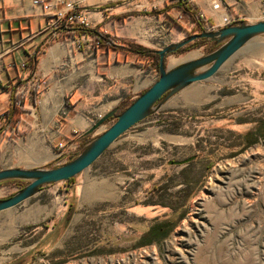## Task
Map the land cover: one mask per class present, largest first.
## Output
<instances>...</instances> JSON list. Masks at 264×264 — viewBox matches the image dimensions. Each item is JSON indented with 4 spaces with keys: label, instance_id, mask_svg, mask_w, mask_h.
<instances>
[{
    "label": "rangeland",
    "instance_id": "1",
    "mask_svg": "<svg viewBox=\"0 0 264 264\" xmlns=\"http://www.w3.org/2000/svg\"><path fill=\"white\" fill-rule=\"evenodd\" d=\"M254 7L259 15L244 17L264 20V1ZM175 19L185 37L202 29L198 16ZM205 54L176 53L166 64ZM262 127L264 38L122 135L73 182L0 213V264H264V137L245 140ZM76 146L75 154L81 139ZM24 185L0 184V199ZM170 218L167 237H146Z\"/></svg>",
    "mask_w": 264,
    "mask_h": 264
},
{
    "label": "crops",
    "instance_id": "2",
    "mask_svg": "<svg viewBox=\"0 0 264 264\" xmlns=\"http://www.w3.org/2000/svg\"><path fill=\"white\" fill-rule=\"evenodd\" d=\"M48 1L53 11L70 12L74 6L89 18L90 28L156 51L182 41L188 32L187 26L175 22L180 13L177 1L156 11L146 8L148 0ZM210 1L192 0L217 26L225 10L214 12ZM252 4L234 2L228 11L254 17L259 12ZM51 16L33 0H0V113L7 115L0 124V170L52 168L68 162V150L97 121L123 102L134 101L158 78L150 61L102 47L90 35L55 30L49 25ZM173 35L179 38H168ZM37 50L42 53L29 76L28 61ZM32 80L37 87L27 94ZM21 95L24 100L18 106L15 99ZM15 105L24 111L16 114L14 127H6Z\"/></svg>",
    "mask_w": 264,
    "mask_h": 264
},
{
    "label": "water",
    "instance_id": "3",
    "mask_svg": "<svg viewBox=\"0 0 264 264\" xmlns=\"http://www.w3.org/2000/svg\"><path fill=\"white\" fill-rule=\"evenodd\" d=\"M260 38H264V20L256 23L241 20L233 26L189 35L178 43L167 45L158 50L159 73L157 80L137 97L122 114L118 115V107L97 121L84 136L92 135L109 120H115L107 130L82 146L70 161L53 168L0 170V184L10 181L26 183L11 197L0 199V213L23 204L47 188L78 178L96 163L122 135L156 114L186 88L215 77L236 54ZM203 39L214 43L217 49L212 53L186 60L174 67H169L166 64L170 55L176 54L196 40ZM183 163L185 162H177L180 165Z\"/></svg>",
    "mask_w": 264,
    "mask_h": 264
},
{
    "label": "trees",
    "instance_id": "4",
    "mask_svg": "<svg viewBox=\"0 0 264 264\" xmlns=\"http://www.w3.org/2000/svg\"><path fill=\"white\" fill-rule=\"evenodd\" d=\"M179 7L183 11H188L191 13L193 19L196 20L199 10L193 3L188 2H179ZM204 31L203 29L199 30V33ZM60 32L68 33L71 35L75 34H86L92 36L100 46L106 47L110 50H113L115 52L122 51L127 54H133L137 57L144 58L151 62V66L155 67L157 72L159 73V55L156 50L148 49L136 42H132L131 40L118 37L116 35H112L109 33H104L99 28H84L79 26H74L71 28H62L60 29ZM197 48H204L205 52L207 54L212 53L217 49V46L214 43H209L206 40H196L195 42L186 45L181 50L177 52V54H184L190 50L197 49ZM41 51L37 50L34 52V54L30 57L28 61V66L30 69L29 76L33 75L37 69L38 64V58L41 55ZM20 83H23V80L21 79ZM35 94H37V89L35 90ZM23 95L17 96L15 101L16 103H20V101H23ZM134 101L129 102H123L119 107L118 115L122 114ZM24 111V108H19L17 105L14 106L11 115L9 116L7 120V126L6 127H14V118L17 113H21ZM264 137V127L260 128L255 133H250L245 136V140L247 141L248 146L255 144L257 142V138L255 136ZM90 136H83L81 138V146L87 144L90 141ZM73 180H70L68 182H73ZM7 183H13V184H20V181H10ZM169 205V204H168ZM171 208L174 209L173 205H169ZM184 216V214H182ZM176 227V221L172 218L167 219L162 222H155L148 230V234L146 237H149L153 240H160L164 237H167ZM146 238H143L142 241H145ZM150 241V240H149Z\"/></svg>",
    "mask_w": 264,
    "mask_h": 264
},
{
    "label": "built area",
    "instance_id": "5",
    "mask_svg": "<svg viewBox=\"0 0 264 264\" xmlns=\"http://www.w3.org/2000/svg\"><path fill=\"white\" fill-rule=\"evenodd\" d=\"M188 2L193 3L192 0H148V5L146 8L152 11L160 10V8L166 6L167 4L171 2ZM255 0H211V9L214 12H220L222 10H225V13L219 18L218 25H211L208 20V16L201 12L198 14V21L200 22L202 29L204 31H214L219 28H224L228 26H233L236 24V22L241 20H246L244 12H229L228 8L233 5V3L241 4L247 6V4H252ZM264 1V0H262ZM33 4L35 6H40L43 8L45 12L52 13V16L50 18L49 25L55 29L59 30L62 28H71L74 26L84 27V28H90V20L89 18L82 14L76 7L70 6V12H64V11H53V5L48 0H33ZM224 12V11H223ZM187 14V15H186ZM189 13H179L178 19L184 20V18H190ZM189 16V17H188ZM262 16L264 19V9L262 12ZM213 18V17H212ZM104 33H107L106 31H103ZM81 42H78V45H81ZM98 46V43H96ZM96 46V45H95ZM23 68L26 67V64L22 65ZM37 83L35 80L29 81L27 84V94L32 92L37 86ZM18 106H21V103H18ZM7 115L6 113H0V124L4 121H6ZM78 149V146H73V148L69 149L67 152V156H71L73 152H75Z\"/></svg>",
    "mask_w": 264,
    "mask_h": 264
},
{
    "label": "bare ground",
    "instance_id": "6",
    "mask_svg": "<svg viewBox=\"0 0 264 264\" xmlns=\"http://www.w3.org/2000/svg\"><path fill=\"white\" fill-rule=\"evenodd\" d=\"M174 61V60H173ZM193 91H195V90H193ZM197 95V94H196ZM188 97L190 96L189 94L187 95ZM187 96H186V98H187ZM194 96V95H193ZM193 98V97H192Z\"/></svg>",
    "mask_w": 264,
    "mask_h": 264
}]
</instances>
